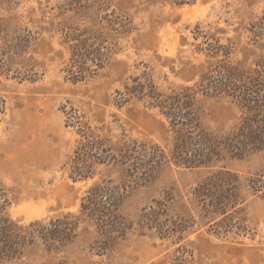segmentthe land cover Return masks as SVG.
I'll list each match as a JSON object with an SVG mask.
<instances>
[{
    "label": "rangeland",
    "instance_id": "1",
    "mask_svg": "<svg viewBox=\"0 0 264 264\" xmlns=\"http://www.w3.org/2000/svg\"><path fill=\"white\" fill-rule=\"evenodd\" d=\"M79 40L87 41V61L76 79L71 45ZM225 52L234 63L264 62V0H0L3 213L20 225L79 215L90 187L127 184L118 206L125 228L112 240L83 221L71 243L51 250L36 238L21 255L0 256V264H264L261 194L243 191L246 201L225 231L199 218L191 193L213 170L241 180L264 174V151L224 156L207 168L166 162L143 183L111 161L93 159L82 179L71 173L81 136L70 115L113 143L150 141L167 150L172 134L159 108L145 99L119 101V93L133 79L164 94L194 86ZM197 106L213 130L241 116L223 96L199 94ZM159 200L167 207L158 222L182 217L179 223L190 222L184 231L164 234L145 217Z\"/></svg>",
    "mask_w": 264,
    "mask_h": 264
},
{
    "label": "trees",
    "instance_id": "2",
    "mask_svg": "<svg viewBox=\"0 0 264 264\" xmlns=\"http://www.w3.org/2000/svg\"><path fill=\"white\" fill-rule=\"evenodd\" d=\"M258 35V32L254 33ZM87 41L79 40L71 45L74 78H81L86 69V55L81 53ZM225 52L224 58L210 63L194 86H180L169 94L161 93L150 83L133 79L119 93V101L131 98L145 99L152 107L159 108L167 119L172 140L166 150L153 142H138L121 138L112 142L93 130L74 113L69 119L78 126L81 140L74 151L71 173L74 178H85L89 174V163L96 160L119 163L126 168L132 181L147 182L166 162L185 168H207L224 156L242 158L248 154L264 151V62L253 67L242 62H232ZM223 96L240 110L238 121L226 130H213L201 121L197 106V95ZM127 184H113L107 180L89 188L80 205V214L66 213L47 220L32 221L20 225L3 213L0 201V256L13 258L22 254V248L37 238L47 249H57L71 243L78 234L79 226L87 221L107 241L125 228V219L119 213ZM261 194L264 197V174L259 173L241 180L228 169L210 171L192 190V203L199 211L200 219L232 227L242 205L246 201L243 191ZM4 197L0 194V198ZM173 200L169 197L167 202ZM166 201H155L145 217L155 223L164 234L182 232L187 224L179 223L182 217H169L164 225L158 222L165 213ZM189 218H193L191 215ZM184 220V219H183ZM193 222V220H190ZM185 222H187L185 218ZM116 233V234H115ZM115 234V235H114ZM57 264H64L59 262Z\"/></svg>",
    "mask_w": 264,
    "mask_h": 264
}]
</instances>
